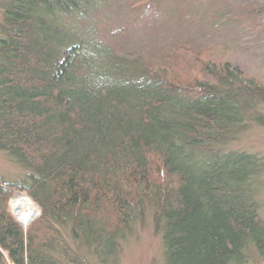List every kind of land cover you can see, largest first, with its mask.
I'll return each mask as SVG.
<instances>
[{
    "label": "trees",
    "instance_id": "trees-1",
    "mask_svg": "<svg viewBox=\"0 0 264 264\" xmlns=\"http://www.w3.org/2000/svg\"><path fill=\"white\" fill-rule=\"evenodd\" d=\"M112 1L1 0L0 150L25 176L0 178V264L6 254L81 264L64 229L114 262L120 232L151 201L166 264H245L249 246L264 252L263 164L223 147L248 123L264 126V83L230 59L197 56L216 44L166 38L151 58L117 52L109 38L122 29L101 31ZM260 2L228 0L213 16L264 39ZM158 7L127 4L135 22L171 27ZM244 43L237 53L251 54ZM18 190L41 210L27 231L4 205Z\"/></svg>",
    "mask_w": 264,
    "mask_h": 264
},
{
    "label": "rangeland",
    "instance_id": "rangeland-1",
    "mask_svg": "<svg viewBox=\"0 0 264 264\" xmlns=\"http://www.w3.org/2000/svg\"><path fill=\"white\" fill-rule=\"evenodd\" d=\"M226 1L228 0H159L158 9L163 12L160 20L168 22L171 27H161V24L153 29L151 25L145 26L133 20L128 13V0H113L108 6L106 5L110 17L108 18L109 22L101 26V31L109 30L110 27L116 30L122 29L115 37L109 38L111 46L120 53H132L138 50L150 58L166 38L191 39L195 43L194 46L196 43L216 44L219 48L209 49V52L205 49L197 56L220 57L224 60L223 63L232 61L243 70L245 69L256 80L264 83V39L257 38L253 35L254 33L246 34L239 28L230 25H218L213 12ZM259 1H262L260 3L264 7V0ZM194 7L196 9L192 13ZM2 14L3 8L0 4V26L4 23ZM108 14L105 15L108 16ZM237 41H245L244 46L251 54L239 51L237 53L238 48L234 45ZM205 51L207 53H204ZM227 59L231 61H227ZM228 64L234 66L231 63ZM261 102L256 115L264 119V100ZM223 148L226 151L254 154L260 158L263 168L255 181L254 190L259 205V217L264 222V126L257 121L248 123L245 131L233 141L224 144ZM24 176L23 169L0 150V178L9 184L21 183L24 181ZM21 195L27 196L22 190L15 191L4 205L7 208V213L21 225L23 230L27 231L29 226L40 217L41 210L30 197L28 198L33 204L19 200ZM155 207L154 201L145 203V207L139 209L131 223L129 222L130 224L120 232L118 258L108 264H166L162 239L163 229L156 218ZM34 211L36 214L24 227L17 213L34 214ZM59 232H63L61 227H59ZM63 235L79 256L81 264H102L90 245L75 243L67 229H64ZM247 250L245 264H264V252L257 251L254 246H249ZM5 258L6 264H15L7 257V254Z\"/></svg>",
    "mask_w": 264,
    "mask_h": 264
},
{
    "label": "bare ground",
    "instance_id": "bare-ground-1",
    "mask_svg": "<svg viewBox=\"0 0 264 264\" xmlns=\"http://www.w3.org/2000/svg\"><path fill=\"white\" fill-rule=\"evenodd\" d=\"M19 200H25L26 202H28L30 204L32 203L31 200L26 195H21ZM35 214H36V211H34V214L33 213L31 214L28 212H25L24 214L17 213V216L19 217V219L23 223L24 227H26L30 223L31 219L34 217Z\"/></svg>",
    "mask_w": 264,
    "mask_h": 264
}]
</instances>
